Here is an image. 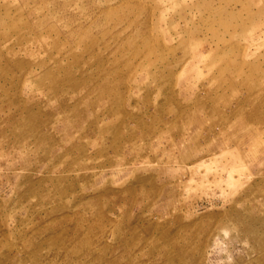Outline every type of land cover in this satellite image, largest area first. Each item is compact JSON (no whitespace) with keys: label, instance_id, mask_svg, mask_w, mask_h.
Returning <instances> with one entry per match:
<instances>
[{"label":"rangeland","instance_id":"1","mask_svg":"<svg viewBox=\"0 0 264 264\" xmlns=\"http://www.w3.org/2000/svg\"><path fill=\"white\" fill-rule=\"evenodd\" d=\"M0 264H264V0H0Z\"/></svg>","mask_w":264,"mask_h":264}]
</instances>
